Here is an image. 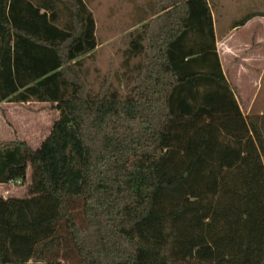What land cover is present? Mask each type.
<instances>
[{"label":"trees","instance_id":"trees-1","mask_svg":"<svg viewBox=\"0 0 264 264\" xmlns=\"http://www.w3.org/2000/svg\"><path fill=\"white\" fill-rule=\"evenodd\" d=\"M146 6L121 96L85 92V0H0V103L58 112L38 147L0 144V184L30 170L0 195V264H264V113L242 112L207 0Z\"/></svg>","mask_w":264,"mask_h":264},{"label":"rangeland","instance_id":"rangeland-1","mask_svg":"<svg viewBox=\"0 0 264 264\" xmlns=\"http://www.w3.org/2000/svg\"><path fill=\"white\" fill-rule=\"evenodd\" d=\"M134 1V5H140L143 8L146 7L148 1L152 3L155 2L157 6H161L167 4L168 0ZM228 4L230 10H228L225 15L220 16L217 14L216 27L219 33L223 28L228 27V22L233 20L241 21L245 18L244 16L236 15V12H233L231 6L232 3ZM215 6L214 12L216 13ZM95 9V11L98 12L95 16L98 25V39L105 38L108 41L105 42L103 46L96 48L88 56L84 57L81 68V79L85 83V92L102 94L105 91L116 89L119 95L122 96L126 92L125 80L121 76V72L125 69L122 65V51L127 46L131 33L139 28L141 23L135 24L138 15L136 13L133 14L135 9L131 8L129 0H99V7L97 6ZM150 13L151 14L145 21H147L150 31H154L159 24L160 18H158L157 14L152 15V11H150ZM137 60L138 58H133L130 65L132 66ZM256 67H258V70H256L257 73L253 74V78L246 79L245 75L241 76L240 84L243 86L241 90L247 92V94L242 96L238 95V99H240L241 109L245 115L264 113V64L259 63ZM6 104L9 105V108H6ZM57 117L58 112L54 110L48 102H37L32 100L23 103H0V126L4 120L3 129L7 131L16 130L18 132V137H23L21 131L25 132V142L32 148L39 146L40 142L50 132L51 125ZM15 140L17 141V138ZM29 180L30 170L27 171V179L24 182H13L9 185L14 189L12 193L7 194L8 190L1 189L0 195L3 197L25 196ZM173 264L199 263L194 260H188L185 262H174Z\"/></svg>","mask_w":264,"mask_h":264},{"label":"crops","instance_id":"crops-1","mask_svg":"<svg viewBox=\"0 0 264 264\" xmlns=\"http://www.w3.org/2000/svg\"><path fill=\"white\" fill-rule=\"evenodd\" d=\"M85 1L87 3V7L92 12L95 21L94 34L96 39L95 48L91 52L85 54V56H88L96 48L103 46V44L108 40H106L105 38L98 39V35H97L98 25L95 16L98 14V12L95 11L96 10L95 8L97 6L99 7V0H85ZM129 1L131 8L135 9V12H133V14L136 13L142 15L144 14V12H146L144 10H147V6L143 7V9H138L137 6L134 5L135 2L134 0H129ZM207 1L209 3L211 16L213 20L215 44H216V50L219 56L221 68L226 78L228 79L229 83L231 84L235 92V96L240 104V99H238V95L242 96L247 94V92L241 90V88L243 87L240 84L242 78L241 76L245 75L246 79L253 78V74L257 73L256 70H258V67H256L257 64L259 63L264 64V0H207ZM228 3H232L231 6L233 8V12H236V15L244 16L248 18H246L244 22H242L241 24H239L240 20L238 21L233 20L231 22H228L229 23L228 27L223 28L219 33L217 32V27H216L217 14L220 16L225 15L226 12L230 10L229 9L230 6ZM213 5L216 8L217 11L216 13L214 12ZM146 13L148 15L151 14L150 11H147ZM81 68L82 66L80 67V69ZM5 106L6 108H9L8 107L9 105L6 104ZM50 106L54 110H56L51 104ZM3 122L4 120L2 121L0 126V144L16 141L15 140L16 138L17 140H22V141L26 140L25 132L21 131L23 137H18V132L16 130L7 131L6 129H3L4 128V127L2 128V126H4ZM13 182H9L7 184H0V190L6 189L8 190L7 194L12 193L14 189L11 188L9 185L12 184Z\"/></svg>","mask_w":264,"mask_h":264}]
</instances>
